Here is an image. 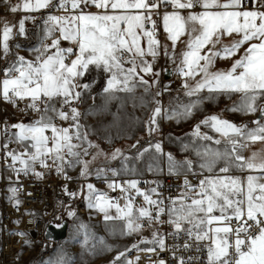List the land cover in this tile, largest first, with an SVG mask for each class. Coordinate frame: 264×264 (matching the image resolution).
Returning a JSON list of instances; mask_svg holds the SVG:
<instances>
[{"label": "snow or ice", "instance_id": "snow-or-ice-1", "mask_svg": "<svg viewBox=\"0 0 264 264\" xmlns=\"http://www.w3.org/2000/svg\"><path fill=\"white\" fill-rule=\"evenodd\" d=\"M0 4L11 14L23 13L15 22L0 20V101L34 117L0 121V180L8 181L13 208L20 211L24 203L22 178L43 180L54 172L72 182L69 172L78 170L80 187L71 191L65 183L64 194L83 200L89 219L95 213L106 235L116 237L109 243L61 202L85 254L114 252L108 264H141L144 256L146 264H264V0ZM161 26L170 49L159 39ZM33 38L30 46L20 43ZM179 43L185 47L177 54ZM161 55L174 65L186 101L178 91L164 104L172 90L161 86V71L155 70ZM218 61H231L230 67L214 70ZM218 97L232 101L222 112L256 118L237 124L222 113L205 115L186 139L168 137L179 143L182 159L165 151L161 122L188 120ZM129 103L144 118L127 117L124 138L134 139L133 125H141L147 138L106 152L92 139L97 129L86 120L110 114L109 128H120ZM109 128L105 139L111 143ZM145 172L175 178L177 195H165L159 179H142ZM91 177L108 191L98 189ZM21 215L31 216L33 225L39 219L29 210ZM54 219L61 222L45 225L47 238L50 227H65L60 215ZM13 235L21 249L34 244L24 229ZM131 237H137L134 243L117 247L121 238ZM163 253L170 258H162ZM44 264L74 261L61 248Z\"/></svg>", "mask_w": 264, "mask_h": 264}, {"label": "built area", "instance_id": "built-area-1", "mask_svg": "<svg viewBox=\"0 0 264 264\" xmlns=\"http://www.w3.org/2000/svg\"><path fill=\"white\" fill-rule=\"evenodd\" d=\"M164 82L178 84L180 78L178 75L172 74L171 79L164 80ZM32 118H34L32 115L21 114L10 104L0 101V121L8 120L10 123H14L17 120L27 121ZM69 175L74 177L72 182H66L54 172L47 174L43 180H37L35 177L22 178L25 191L21 194L24 203L20 211L13 208L7 198L8 181L6 179L0 180V264H22L21 243L19 238L13 235L18 228L27 231L34 243L47 242L44 239L45 225L61 210L59 207L61 202L64 204L72 202L63 192L65 183L68 184L71 191L78 190L82 183L78 177V170H71ZM159 180L164 185L162 191L165 195H177L179 181L167 175L162 176ZM90 182L94 183L98 189L108 191L106 185L95 177H91ZM29 192L32 194L31 196L27 195ZM111 195L115 196L118 193H111ZM25 210L32 211L39 217L34 225L29 223L32 219L31 216L21 215ZM17 219L21 220L19 225L13 223ZM18 252L20 253V260L17 262ZM131 255L135 256L136 253L133 252ZM162 258L169 259L170 257L168 253H163ZM146 261L147 257L144 256L141 264H146Z\"/></svg>", "mask_w": 264, "mask_h": 264}, {"label": "crops", "instance_id": "crops-1", "mask_svg": "<svg viewBox=\"0 0 264 264\" xmlns=\"http://www.w3.org/2000/svg\"><path fill=\"white\" fill-rule=\"evenodd\" d=\"M15 2L16 0H13V3ZM168 10L170 11L171 9H168ZM90 11H96V9L93 8V9H90ZM21 15H23V13L11 14L3 7L2 4H0V20H7L10 22H15L20 19ZM28 27L31 28V25H28ZM159 39L161 40V43L163 45H167L169 49L171 48V43L170 41L167 40L166 33H164L162 26L159 28ZM182 39L186 40L187 37H184ZM20 43L24 44L27 47V46H30L31 44H34L35 39L33 38L30 41L21 40ZM184 47H185L184 43H179L177 47V54H179V52L183 50ZM21 54L27 55L26 52H22ZM230 64H231V61H218L214 70L216 69L226 70L228 67H230ZM166 68L171 69L172 74L177 75L174 70V65L171 63V61H169L167 57L161 55L157 59L156 64H155V70L161 71V76H160L161 86L165 84H169V85L171 84V82H164V79L162 78V71ZM181 83L182 81L180 79V82L178 84H175V88L173 87L171 94H169L168 96L170 99L172 98V96H175L178 91L180 92L181 98L183 100L186 101L188 99L187 97L183 96V90L181 89ZM102 84H103V81L101 80L100 84L97 85L96 91H99V88L102 86ZM167 94L168 93H166L165 95ZM235 99L236 97H233V100ZM100 102H101L100 98L98 97L97 104H99ZM231 103L232 101L228 100L227 98L218 97L215 101L205 102L201 106L200 111L196 113L194 117L188 120L181 121L180 123H177L175 121H162L161 122V138L164 140L165 151H171L178 159H182L184 154L179 151V148H180L179 143L176 142L175 139L169 140L168 137L171 135V137L173 138L182 137L186 139L187 138L186 134H190L194 126L201 119H203L205 115L222 113L225 118L232 120L233 122L239 124L241 120H244L246 118V116H242L240 114H234L230 112H222V110L225 109L226 106H229ZM81 110L82 111L87 110V105L81 106ZM111 111L112 112L116 111L115 105L111 107ZM121 115L124 118L120 122V128H116V127L109 128V126L113 124V117L110 114L92 115V116H89L86 120V123L89 126H92L97 129V135H94L92 139L98 142L100 145H102L105 151H110L115 146H120V147L125 146L126 148L129 144L134 142L135 138H140L142 136L147 138L146 133L144 132V129L141 125L132 126V131L134 132V139L124 138L125 132L127 131L129 124H130V121L127 117L135 116V117H141V119H143L144 112L141 109L139 108L134 109L132 104L129 103L127 107L124 109V111L121 113ZM105 128H109V131L111 132V136L113 137L111 143H109L105 139V135H107V133L104 131ZM204 131H208V129H204ZM118 132L120 133L119 137L117 136ZM128 134L131 135L132 133H128ZM259 147H260L259 145L254 146V148H257V149ZM113 166H118V163L113 162ZM164 175L165 174H160L157 177V176H153L152 174L145 172L142 179H145V180L160 179ZM142 187H145V185H142ZM149 234H150L149 231H146L144 233V235L146 236ZM102 235H104L110 243L116 242V237H109L106 235L104 225H102ZM135 239H137V237L121 238L119 242L117 243V247L124 248L125 246L131 245L132 243L135 242ZM114 254H115L114 252L106 254L103 258L109 261Z\"/></svg>", "mask_w": 264, "mask_h": 264}, {"label": "rangeland", "instance_id": "rangeland-1", "mask_svg": "<svg viewBox=\"0 0 264 264\" xmlns=\"http://www.w3.org/2000/svg\"><path fill=\"white\" fill-rule=\"evenodd\" d=\"M170 87L172 90L173 87L175 88V84L171 83ZM168 96L169 94L164 95L163 97V102L165 105H167L170 100ZM254 118L255 116H246V118L244 120H241L240 123H249ZM100 163H102V160L97 161V164ZM66 205H70L77 211L79 221L89 223L98 235H102L103 224L100 217L96 216L95 213H92L91 215H93L95 218L90 220L89 210L85 207V203L83 202V200L77 199L75 201H72L71 203H67ZM57 215H60L62 217V220L68 223L66 238L56 243L47 241L43 242L42 244L34 243L30 248L25 247L21 252L22 264H44L45 261L55 258L61 248L68 256H71L73 258L74 264H108L109 261L105 260L103 257L109 253H104L96 256L85 254L83 249L81 248V244L78 243L76 239H74V220L67 217L66 213L62 209L56 214V216ZM54 218L50 221H54L55 223L61 222L60 220H55ZM80 239H82V237H80ZM46 245L48 246L46 247Z\"/></svg>", "mask_w": 264, "mask_h": 264}, {"label": "water", "instance_id": "water-1", "mask_svg": "<svg viewBox=\"0 0 264 264\" xmlns=\"http://www.w3.org/2000/svg\"><path fill=\"white\" fill-rule=\"evenodd\" d=\"M166 70L167 71H162V78L164 80H169L172 77V70L168 69V68H166ZM63 222L65 224V227L62 228V229H56V228H53V227H50L48 229V231L51 234L50 238L45 237V229H44V239L46 241H48V242H54V243L64 240L66 238V234H67L68 223L66 221H63ZM50 223H55V222L54 221H49L46 225H48Z\"/></svg>", "mask_w": 264, "mask_h": 264}, {"label": "trees", "instance_id": "trees-1", "mask_svg": "<svg viewBox=\"0 0 264 264\" xmlns=\"http://www.w3.org/2000/svg\"><path fill=\"white\" fill-rule=\"evenodd\" d=\"M98 143V142H97ZM101 147H102V145H100ZM115 147H120V146H115ZM122 147H124L125 148V146H122ZM103 148V147H102ZM104 149V148H103ZM105 150V149H104ZM112 150V149H111ZM110 150V151H111ZM110 151H106V152H110Z\"/></svg>", "mask_w": 264, "mask_h": 264}]
</instances>
